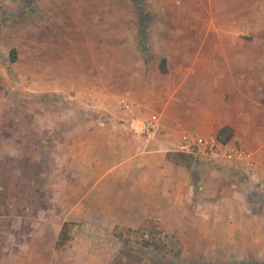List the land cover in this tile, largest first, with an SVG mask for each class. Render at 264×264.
<instances>
[{"label": "crops", "instance_id": "crops-1", "mask_svg": "<svg viewBox=\"0 0 264 264\" xmlns=\"http://www.w3.org/2000/svg\"><path fill=\"white\" fill-rule=\"evenodd\" d=\"M9 1L14 8L0 12V43L8 31L16 34V58L28 51L32 64L31 74L17 71L18 87L38 106L50 100L59 109L53 122L64 131L39 141L59 151L56 166L32 170V176L48 177L51 212L41 217L17 212L10 218L0 213V264H108L127 230L132 235L145 227L158 237L186 230L181 237L195 244L197 255L224 259L233 252L232 243L242 255L244 245L264 241V110L246 107L250 83L256 92L263 86L264 58L261 52L225 54L237 24H199L200 10L194 8L209 10L204 2L211 0H192L191 10L155 9L153 24L144 14L136 23L135 11L121 8V0H34L37 9L29 12L25 0ZM244 1L222 17L242 16ZM252 1L257 7L264 3ZM175 16L194 23L167 24ZM11 24L15 29L3 28ZM4 57L0 48L1 79L10 72ZM39 65L46 66L44 73ZM124 96L135 104L134 131L117 121L118 110L117 118L98 119L103 109L119 106L113 98ZM38 106L33 105L34 114ZM32 118L33 130L45 127V118ZM142 120L159 121L155 140L138 133ZM224 125L233 130L231 141L254 152L249 181L235 170L220 174L216 169L222 165L196 161L177 149L182 136H216ZM35 140L38 133L33 145ZM188 157L192 161L186 162ZM235 174L239 184L233 188L228 179ZM221 176L220 189L214 181ZM15 205L23 211L25 204ZM64 223H69L66 239L57 246Z\"/></svg>", "mask_w": 264, "mask_h": 264}, {"label": "rangeland", "instance_id": "rangeland-1", "mask_svg": "<svg viewBox=\"0 0 264 264\" xmlns=\"http://www.w3.org/2000/svg\"><path fill=\"white\" fill-rule=\"evenodd\" d=\"M264 2V0H260ZM13 1L9 0H0V12L2 10L7 11L14 8L12 6ZM36 1L34 0H25V9L26 12L31 10V8L36 7ZM68 3V2H67ZM210 5L209 10H202L200 8L194 10H200L199 24L207 23H221V24H237L238 31L233 33L232 48L229 52L228 49H225V54L232 57H252L257 56L262 53L264 58V3L263 6L257 7L258 1L254 3L252 0H245L243 4H247V8L243 9L242 16H237L233 18V21H229L226 18H223L222 15L228 13L226 9H230L236 4H241L239 0H211L210 2H204V8ZM196 2L192 0H186L185 3H182V0H121L119 2L120 7L122 8H133L136 14V23L141 18V14L150 17L153 21L156 19L155 9H168V10H191L195 6ZM113 5V4H112ZM29 8V9H28ZM238 8V7H237ZM152 11H151V10ZM136 11L138 12L136 13ZM207 11V12H206ZM238 9L232 10V13L236 14ZM32 13V12H31ZM30 13V14H31ZM203 13V16L201 17ZM210 13L211 17L207 14ZM205 14V17H204ZM207 15V16H206ZM245 15V16H244ZM221 16V17H220ZM183 17H171L166 20L169 25H188L194 23L192 19ZM147 19V18H146ZM31 21V20H30ZM30 21L27 20L28 24ZM156 21L155 23H157ZM160 23V21H159ZM30 25V24H29ZM4 29H15V25H7L3 27ZM254 29L253 31H250ZM9 34L5 35L3 44L0 43V48L2 49V55L5 53L3 59H9V51L14 45H16V34H12L8 31ZM19 33V32H18ZM20 34V33H19ZM227 46V45H223ZM222 46V47H223ZM218 47L217 51L220 56L223 55V48ZM196 47L193 46L189 49V55L194 56L196 52ZM203 49L200 50L201 54ZM151 57L155 58V51ZM203 55V54H202ZM7 56V57H6ZM174 58V57H173ZM9 73H6V78L1 79V89H5L4 94L0 89V95L2 94L3 99L0 100V213L2 215L14 216L17 212H22L24 216H47L48 212H51L46 208L47 200L49 199V194L46 191L48 189L49 182H47L48 177L43 174L32 176V170L42 173L49 168L56 166V155L58 156L59 151H54V146L49 145L48 143H39L41 140H49L51 137H58L64 131L57 127L55 119H57L59 109L54 105L50 104V100H45L43 103H40L38 106L36 100L32 98L26 89L20 91L19 82L16 81L17 71L24 70L31 74L32 64L31 57H29V52H24V54L17 56L14 62L8 64ZM42 72L46 66L39 65ZM263 75H264V61H263ZM260 66L258 65V72ZM41 72V71H40ZM44 73V72H43ZM253 83H250L249 90L247 91L248 95L246 98L247 109L254 110L263 109L264 110V77H263V86L262 88L256 89L252 87ZM251 89V90H250ZM236 91H233L234 98ZM1 96V97H2ZM121 98V99H120ZM122 99H128V97H116L112 99L114 104ZM6 100V102H5ZM118 100V101H117ZM245 100V99H243ZM263 100V103H261ZM117 101V102H116ZM263 104V105H262ZM33 105L38 106L37 112L33 113ZM10 106V107H8ZM23 107V111H20L19 108ZM110 106L108 109H103L101 116H98L99 120L108 122V117L117 118L118 106ZM83 112V111H82ZM264 113V111H263ZM107 114V115H106ZM37 115L45 118V127L41 129H32V122L37 118ZM106 116V117H105ZM108 116V117H107ZM55 118V119H54ZM97 116L94 114L93 119ZM108 120V121H107ZM58 121V120H57ZM40 137V140H35V144H32L33 135ZM249 135V134H248ZM232 142V141H231ZM242 145L251 152V150L246 144L238 143ZM254 153V152H252ZM20 157L17 161L14 159L15 156ZM186 162L192 161L191 158H185ZM207 164V163H206ZM228 170H235L239 176L240 172L238 169H235L234 166H224L218 167L216 171L218 173L225 174ZM238 175H232L229 177L230 185L237 187L239 182L237 180ZM228 177V175H227ZM217 179V178H216ZM220 181L219 183L217 181ZM34 181V184H33ZM224 179L221 176V179L215 180V185L219 186L220 189L224 186ZM214 182H212L214 184ZM226 183V182H225ZM16 186H19L18 191H16ZM34 188V189H33ZM222 194V193H220ZM23 202L24 209L22 211L21 205H18L16 208V202ZM36 202V205H32L31 202ZM32 205V206H31ZM52 210V209H51ZM261 215V213H260ZM263 220V218L261 219ZM3 221L0 219V225ZM4 225V223L2 224ZM8 227H13L8 220ZM261 227V226H260ZM263 227V226H262ZM126 233L123 240H121V250L113 256L108 264H264V241H257L256 245L254 243H249L244 249L240 252L242 255L237 254V249L232 243L233 252L229 257H215V256H205L197 255L198 250H195V244L192 241L183 236L187 234L184 230L179 235V231L173 236L169 235H158L149 227L139 229L134 234L129 235L130 232ZM149 231V237L146 240L141 239V235ZM162 232V230H160Z\"/></svg>", "mask_w": 264, "mask_h": 264}, {"label": "built area", "instance_id": "built-area-1", "mask_svg": "<svg viewBox=\"0 0 264 264\" xmlns=\"http://www.w3.org/2000/svg\"><path fill=\"white\" fill-rule=\"evenodd\" d=\"M135 104L128 99L119 101L118 122L135 130L133 112ZM138 133L144 140H155L161 125L157 120H142L139 124ZM177 149L192 159L210 163L214 166L224 165L234 166L240 172V177L250 180L254 176L253 154L250 150L234 141L222 144L217 141L215 136L198 137L193 135H184L181 137ZM149 237V231L141 235V239L146 240Z\"/></svg>", "mask_w": 264, "mask_h": 264}, {"label": "trees", "instance_id": "trees-1", "mask_svg": "<svg viewBox=\"0 0 264 264\" xmlns=\"http://www.w3.org/2000/svg\"><path fill=\"white\" fill-rule=\"evenodd\" d=\"M15 60H16V51L13 48L10 50V53H9V61L14 62ZM163 62H164V60H162L161 63H163ZM161 70L163 72L165 71L164 68H162V67H161ZM232 135H233L232 128L228 125H224L218 130L215 137H216L217 141H219L220 143L226 144V143L231 141ZM68 228H69V223H64L62 226V229L60 231L59 238L57 240V244H56L57 246L61 245V243L64 241V239H66V237H64V236H66V234H67L66 232H67Z\"/></svg>", "mask_w": 264, "mask_h": 264}]
</instances>
